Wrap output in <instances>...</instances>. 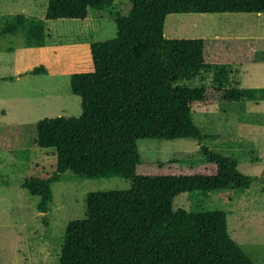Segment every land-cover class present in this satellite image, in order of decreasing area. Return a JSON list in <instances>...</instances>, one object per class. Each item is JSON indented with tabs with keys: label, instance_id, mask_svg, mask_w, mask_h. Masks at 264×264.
<instances>
[{
	"label": "trees",
	"instance_id": "trees-1",
	"mask_svg": "<svg viewBox=\"0 0 264 264\" xmlns=\"http://www.w3.org/2000/svg\"><path fill=\"white\" fill-rule=\"evenodd\" d=\"M117 14L114 40L61 48L72 60L71 90L81 98L80 117L44 118L38 145L53 152L51 174L33 175L22 188L39 197L47 215L51 185L63 177L123 178L128 191L90 193L87 216L69 223L59 264H256L228 230L225 211L176 208L183 194L251 188L231 157L202 147L206 163L144 162L141 140H204L195 106L257 100V90L229 87L233 66L253 64L255 39H169L173 14H264V0H127ZM117 0H49L45 20L19 14L4 35L22 32L28 47H43L46 21H84L89 10L111 12ZM42 67L32 74L44 73ZM203 73L213 86L191 87ZM7 80V79H6ZM46 223V219H44Z\"/></svg>",
	"mask_w": 264,
	"mask_h": 264
},
{
	"label": "rangeland",
	"instance_id": "rangeland-1",
	"mask_svg": "<svg viewBox=\"0 0 264 264\" xmlns=\"http://www.w3.org/2000/svg\"><path fill=\"white\" fill-rule=\"evenodd\" d=\"M48 3L0 0V31L19 14L45 20ZM131 9L127 0H117L111 12L89 10L84 21H46L43 47H28L22 32L0 37V264H59L69 223L87 216L88 195L131 189V182L123 178L63 177L51 185L53 201L45 216L38 210L39 197L22 188L29 177L53 172V152L37 142L39 121L82 114L81 98L71 90L72 60L61 48L114 40L116 15H127ZM164 35L207 38L210 49L217 39H255L257 63L235 69L236 80L242 88L264 85V14H173L165 21ZM39 67L45 72L32 74ZM181 84L212 87L213 74ZM257 100H264V90ZM250 104L195 106V124L208 138L141 140L138 147L142 160L151 163H206L203 146L235 159L239 170L253 178L251 188L183 194L175 207L192 213L225 211L231 237L256 264H264V109L255 113L254 106L248 109Z\"/></svg>",
	"mask_w": 264,
	"mask_h": 264
},
{
	"label": "crops",
	"instance_id": "crops-1",
	"mask_svg": "<svg viewBox=\"0 0 264 264\" xmlns=\"http://www.w3.org/2000/svg\"><path fill=\"white\" fill-rule=\"evenodd\" d=\"M256 51H257V48L255 49V61H254L253 64H250V65H254V64L257 63V61H256V54H257V52ZM245 66H249V65L233 66V67H231V69H230L229 87H237V88H240V89H247V90H257L258 92L263 91L264 90V85L263 86H250L249 88H242L241 87L242 86L241 82H239V81L236 80L237 79V76L239 74V71L235 72V69L242 68V67H245ZM232 69H234V72H232ZM234 76L236 77L235 79L233 78ZM233 80H235V81H233ZM245 102L251 103L249 105V107H248L249 110H250L251 106H254V109H256V110H253V111H256L255 113L260 112V110L263 111L262 109H264V100L242 101L240 103H245ZM232 104H234V103H232Z\"/></svg>",
	"mask_w": 264,
	"mask_h": 264
}]
</instances>
